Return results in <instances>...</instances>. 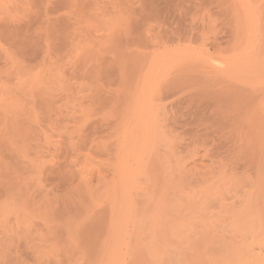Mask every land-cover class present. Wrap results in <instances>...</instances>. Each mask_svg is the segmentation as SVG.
<instances>
[{"label":"rangeland","instance_id":"obj_1","mask_svg":"<svg viewBox=\"0 0 264 264\" xmlns=\"http://www.w3.org/2000/svg\"><path fill=\"white\" fill-rule=\"evenodd\" d=\"M258 14L0 0V264H219L225 239L264 255V74L243 71L240 98L214 84Z\"/></svg>","mask_w":264,"mask_h":264},{"label":"bare ground","instance_id":"obj_2","mask_svg":"<svg viewBox=\"0 0 264 264\" xmlns=\"http://www.w3.org/2000/svg\"><path fill=\"white\" fill-rule=\"evenodd\" d=\"M251 11V10H250ZM257 17H258V25H257V27L255 28V29H251L250 31L248 30L247 31V33H246V35H244V36H242L241 37V39H240V32H239V30L235 27V26H232L231 27V29H230V37L232 38V40H238V39H240V43H239V45L237 46V45H235L234 46V49H233V51L234 52H236V51H238L239 49L238 48H242L240 51H238L239 52V54L238 53H236L235 54V59H236V63H235V68H234V71L233 72H228L226 75H222V74H215V81H214V84H215V86L216 87H218L219 89H218V91L221 93V92H223L224 91V89H226V91L228 92V90L230 91V92H233V93H235V94H239V98L240 97H242V96H244L245 95V93L248 91H246L245 92V87H244V83H245V77L243 78V77H241L244 73H242L243 71H245V70H251L252 72H253V74H255V75H260V76H262V74H264V72H262V71H264L263 69H264V65L262 64V57L264 56V17L261 15V14H258L257 15ZM241 45H243V46H241ZM244 48H246L245 50H246V52H244V53H240V52H243L242 50H244ZM215 50V52H216V54L217 55H220L221 54V51H222V49H221V46H220V44L218 43V40L216 39L215 40V48H214ZM244 50V51H245ZM250 72V71H249ZM248 72V73H249ZM260 72H262L261 74H260ZM247 74V72H245V75ZM255 75H253V76H251L250 75V77H254ZM244 76V75H243ZM257 76V77H258ZM222 78V79H224L225 80V82H226V85H225V83L224 82H222L223 83V85H222V83H221V79L220 78ZM263 77H264V75H263ZM243 78V79H242ZM257 79V78H256ZM224 88H223V87ZM254 89V88H253ZM262 89V88H261ZM256 90H258V89H256ZM260 92V91H259ZM254 93V92H253ZM250 94V93H249ZM244 98H246V97H244ZM224 210V209H223ZM246 210V209H245ZM224 211H226V209L224 210ZM223 211V212H224ZM228 211V210H227ZM242 211V210H241ZM248 211V210H247ZM99 212V211H98ZM102 213V212H101ZM235 213V212H234ZM245 213V212H244ZM240 215H243V214H240ZM246 215V214H245ZM250 215V214H249ZM248 215V216H249ZM100 216H101V214H100ZM231 216H232V214H231ZM234 217H235V215H234ZM242 217V219H240V217H239V215L237 216V218H239V219H237V220H240L241 221V223L243 224V218H245V217H243V216H241ZM233 218V217H232ZM227 219V218H226ZM247 219V218H246ZM232 220H234V219H232ZM226 221H228L227 223H229V219H227ZM235 222H238V221H236V219L234 220ZM253 221V220H252ZM211 222V223H210ZM233 222V221H232ZM222 223H224V222H222ZM231 223V222H230ZM229 223V224H230ZM240 222H238V224H239ZM245 223V222H244ZM211 225H213V220H210V221H208V222H206V224H205V226L202 228V230H203V232L205 231H208V230H210V231H212V233H213V231L214 230H211V229H214V227H212ZM233 225H235V224H230V226H233ZM237 226H239V225H237ZM252 226V225H251ZM255 226V225H254ZM211 228V229H210ZM245 228H246V226H245ZM251 228V227H250ZM254 228V227H253ZM253 228H251V230H253ZM230 229H232V228H230ZM237 230H239L238 228H236ZM234 230V229H233ZM242 230V229H241ZM207 232V233H211V232ZM235 231V230H234ZM248 231H249V229H248ZM238 232V231H237ZM255 232V231H254ZM238 233H240V232H238ZM241 233H244L245 234V232H241ZM229 234H231V232H229ZM252 234V233H251ZM212 234H210L209 236H211ZM232 235V237L234 236L233 234H231ZM230 235V236H231ZM255 235V234H254ZM254 235H251V236H254ZM209 236H207L208 238H209ZM214 236V235H213ZM260 236V235H259ZM207 237L205 236V234L204 235H202V240H199V242H201L200 244H203L204 243V245H205V250H203L204 252H208V251H210V250H215V249H213V248H211V249H208V246L206 245V243H208L209 245H215V242H217V241H213L214 243H211L210 244V242H208L207 240H209V239H207ZM215 237V236H214ZM214 237H211V240H213L214 239ZM247 237V236H246ZM255 237V236H254ZM218 238V237H217ZM223 238V237H222ZM228 238V237H227ZM240 238V237H239ZM234 239V238H233ZM245 238H243V240H244ZM255 239V238H254ZM223 240V239H222ZM226 240V239H225ZM225 240H223V241H221V248H222V251H223V254H221V255H223L224 257H226L225 259H228V260H224L223 258H222V256H221V258H219V259H221V262H219V264H230V263H227V262H232L233 260H234V263H237V264H264V255H262V256H256V254H255V252H253V243H255V242H253L254 240H252V242H247V241H244V242H242L241 243V245H238V246H234V244H236L235 242H234V244H231L232 242H226ZM235 240V239H234ZM241 240V239H240ZM242 240V241H243ZM249 240V239H248ZM207 241V242H206ZM231 241H233V240H231ZM255 241H257V240H255ZM223 242V243H222ZM260 242V241H259ZM197 243V242H196ZM218 243V242H217ZM238 244H240V243H238ZM255 244H257L258 245V243H255ZM264 244V243H263ZM260 245L262 246V244L260 243ZM203 246V245H202ZM260 247V246H259ZM190 248V247H189ZM197 247H195V249H196ZM199 248V247H198ZM193 249V248H192ZM219 249H220V247H219ZM261 249H263V248H261ZM260 250V249H259ZM191 251V250H190ZM193 251H195V250H193ZM220 251V250H219ZM262 251V250H261ZM260 251V252H261ZM216 252H218V251H216ZM216 252H214L213 251V253H216ZM260 252L259 253H257V254H260ZM202 253V252H201ZM201 253H199V255H201ZM212 253V254H213ZM263 253H264V251H263ZM218 254V253H217ZM193 255V254H192ZM196 255V254H195ZM215 254H213V256H214ZM202 256V255H201ZM209 256H212L211 254H209ZM200 257V256H199ZM195 258L197 259V256H195ZM200 258H202V257H200ZM204 258H205V256H204ZM203 259V258H202ZM209 259H212L213 260V258H211V257H209ZM215 259V258H214ZM208 260V259H207ZM212 260H210V261H208V262H206V263H202V264H215V263H213V262H215V261H212ZM197 260H195L194 262H196ZM203 261H205V260H203ZM183 262V261H182ZM194 264H196V263H194ZM233 264V263H232Z\"/></svg>","mask_w":264,"mask_h":264}]
</instances>
